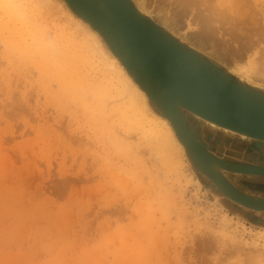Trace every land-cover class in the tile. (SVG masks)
I'll return each instance as SVG.
<instances>
[{"label": "bare ground", "instance_id": "6f19581e", "mask_svg": "<svg viewBox=\"0 0 264 264\" xmlns=\"http://www.w3.org/2000/svg\"><path fill=\"white\" fill-rule=\"evenodd\" d=\"M236 1L240 5L243 0H230V6L220 11L216 15L219 17L217 19L211 12H213L212 8L220 5L218 0H215V3H213L214 0H163L162 3L171 5V8L173 6L174 11L169 13L165 9H160L161 5H157L159 8L157 14H162L160 22L152 16V11H148L152 4L148 5L150 0H146V3L145 0H0V40L9 52L17 55L21 64L31 66L36 70L40 86L46 92L50 93L49 88L53 82L57 84L60 94L57 90L55 91L61 95L60 99L80 106L85 114L83 111H79V114L85 115L88 125L92 126L95 133L100 136L106 132L107 121L113 119L111 112L107 110V105H109L107 100L112 97L119 98L122 104L117 110L120 119L127 123L126 126L141 130L144 138L149 142L146 144L152 145L154 155L151 157L155 156L154 161L156 160L162 167L167 168L168 172H166L173 176L175 184L179 185L178 188H181L182 167L189 165L195 175L191 178L196 186H202L214 197L221 207L223 219L218 224V228L210 227L211 224H207V227L202 223L206 231L209 228V234L207 232L203 239L198 240L199 244L196 242L198 250L196 248L195 250L198 252L194 249L185 251L188 254L201 253L202 264H221L229 260H235V264H264V220L260 217L264 216V186L262 184L264 183V137L259 136V133H264V119L259 121V117L256 116L258 114L250 108L264 103V87L251 83V79L254 78L252 76L264 79V51L260 50L255 60L250 59L251 55L248 51L251 47L248 43L253 38L250 37L252 30H246L247 28L244 29L247 33H244L243 38L240 35L235 37V40L239 42L238 47L233 42L234 31H231L230 39H225L227 33L224 31V24L229 20L227 12L235 9ZM199 4H205L206 7L193 14V22L197 21V25H200L194 37L198 43L206 42L212 47L216 43L218 45L217 54L221 57L225 55L236 59L233 63L235 62L238 66L241 64V67L228 66L223 61L214 60L200 47L188 44L182 37L183 35L173 31L178 28L180 20H184L183 25H186V28L191 26V19L188 17L194 7L197 8ZM244 5L245 3L242 7ZM248 9L244 6L243 13H247ZM238 11L234 10V13ZM55 12L63 13L68 22L62 17L66 23H59L53 19L56 17L52 16ZM248 13L246 19H249L247 15L249 16L251 11ZM239 14L238 12L236 15ZM252 16L253 14L250 17L251 21L254 18ZM233 19L236 25L243 26V20L236 17ZM248 19L247 21H250ZM263 34L264 29L261 36ZM217 54L216 57H219ZM173 57L191 64V70L199 80L212 81L214 79L217 82L221 80L220 82L230 87L233 92L242 95L243 102L248 106H244L242 101L239 105L240 108L245 109V111H237L238 116L241 115L243 118H240L244 120L240 124L244 127L258 129L259 133L252 134L244 129L227 126L185 107L181 98L194 105H197L198 98H193L192 103L186 96H177L179 90L168 85V81L178 82V77H182L188 85L193 84L189 78L183 75H177L175 78L165 70L170 66H164V61L171 62ZM240 70H244L243 73L246 75H243ZM54 88L56 87H52L53 91ZM55 94H53L54 99H56ZM90 97L92 99L88 101ZM55 101L57 103L60 100L57 98L53 100ZM15 108L9 109L13 111L11 113L13 115ZM218 109L222 110L221 103ZM69 113L71 116V112ZM17 114H20L19 111L15 115ZM75 114L79 115L77 112ZM214 114L218 119L228 120L222 112L215 111ZM75 121L77 122L76 119ZM190 122L195 126L192 127ZM196 129L200 137L195 135ZM115 143H117L115 149L126 156L130 152L133 153L132 151H137L132 149L133 146L130 148L131 146L121 145L122 142L119 140H115ZM139 156L142 157V154L137 157ZM137 157L131 158L136 164ZM161 166L159 167L162 168ZM154 174L151 176L154 181H157L155 180L157 174ZM139 182L137 180L135 183ZM156 183H153L156 184L154 187L156 191L149 196L148 200L151 203L144 205L147 212L140 216V222L117 233V240L121 246L115 253L117 260L122 255L125 260L129 259V264H164L162 263L164 260L160 257L164 254H162V247L164 248L166 241L164 244H158L162 238L159 236L161 238H156L159 240L156 245L151 243L159 234L157 230L160 226L163 227L159 221L170 223L168 222L171 219L170 213L176 217L175 219L179 217L178 221H181L182 216L187 215L188 212L183 208V203L179 201L182 198L180 194L182 190H175L176 193L180 192L177 194L174 192L177 195L175 199L171 190L160 182ZM140 184L138 188L143 186L141 182ZM162 192L164 194L160 195ZM167 200L170 204H167ZM176 200L177 204L182 206L181 209L178 207L181 217L177 215L178 212H173V209L177 208ZM154 211L158 212L159 219L153 216ZM231 216H235L238 220L235 224L241 226H244L242 222L246 220L259 223L257 228L260 233L257 239L260 238L262 242L261 245L252 244L255 245L252 254L246 248L242 250V247L247 244L239 240L243 246L239 245L235 239L236 230L234 233L228 232V228L231 227L230 222L233 221ZM184 219L187 218L184 217ZM175 221L172 223L174 224ZM178 221L175 225L179 223ZM181 222L182 225L185 223V221ZM173 224L172 228L176 227ZM163 228L161 235L166 233L167 228L164 232ZM210 228L212 232L217 228L215 232L218 231L216 234L220 235V231L221 237L214 239L216 234L212 233ZM210 235L214 238L211 239ZM108 241L111 243L112 238H108ZM193 255L188 258L194 257ZM196 258L197 261L199 260L197 264L201 262L198 256Z\"/></svg>", "mask_w": 264, "mask_h": 264}, {"label": "rangeland", "instance_id": "374dc122", "mask_svg": "<svg viewBox=\"0 0 264 264\" xmlns=\"http://www.w3.org/2000/svg\"><path fill=\"white\" fill-rule=\"evenodd\" d=\"M150 1L149 4V1L147 2L148 5L152 3L148 11H152V16L160 22L162 14H157L158 6L161 5L160 9H165L169 13L174 11L173 6L171 8V5L162 3L163 0H160L161 2L159 0ZM229 1L218 0L220 5L212 8L213 12L211 13L216 16L220 11L226 10L225 8L230 6ZM245 1L243 0L240 5L236 1L235 9L227 12L229 20L224 24V31L227 33L225 39H230L231 31H234L233 42L238 47L239 42L235 40L236 35L243 38L244 33H247L244 29L252 30L250 37L253 39L248 43L251 47L248 54L251 55V60H255L259 55L258 52L264 51V34L261 36L264 29V0ZM244 3L245 8L247 6L250 9L247 10V13L242 11ZM164 5L168 7L165 8ZM205 7V4H199L197 8L194 7L188 17L191 19L189 29L183 25L184 20H180L178 28L173 31L183 35L182 37L188 44L200 47L214 60L223 61L228 66L234 67L236 64L233 63V60L236 59L225 55L221 57L217 54L218 45L216 43L212 47L206 42L198 43L194 37V34L199 31L200 25H197V21L193 22V14ZM152 8L153 10H151ZM234 10H239L238 12L244 15L237 16L238 12L234 13ZM250 11L251 14L247 15L249 17L247 19L250 20L253 14V21H251L252 18L250 21L245 18ZM57 14L59 15L57 16ZM60 15L63 13L55 12L52 16H56L53 19L57 22L66 23L64 15ZM235 17L243 20V26H246L236 25V21L233 19ZM216 18L219 19L217 16ZM216 54L219 57H216ZM17 59V55L9 52L0 40V264H129V259L125 260L122 255L118 260L115 258V253L121 248L117 240V233L140 222V216L147 212L144 205L151 203L148 200L149 196L156 191L154 188L156 182H160L171 190L175 199H177L176 194L180 193L178 191L182 190L180 193L182 198L179 201L183 203V208L188 212L187 215L182 216L183 219L187 218L182 219V222L178 221L179 217L175 219L176 217L170 213L171 219L175 217L172 222L174 220L179 222L176 223L177 225H175L176 221L173 224L171 219L168 221L170 223L159 221L163 227L167 228L166 233H162V236L160 232L163 227H158L159 234L151 243L156 245V242L159 241L156 238L159 236L162 238H158H161L158 244H164L166 241L164 246L166 249L162 247L163 251L161 250L162 254L164 253L160 257L164 260L162 263L197 264L199 261L196 260L197 256L201 261L202 254H197L198 240L203 239L209 231V228L207 231L205 230L202 223L211 224L210 227H217L223 219V213L214 197L202 186H196L191 178L195 175L190 166L187 164L188 166L182 167L185 173L182 170L181 188H178L179 185L175 184L173 176L167 173V168L162 167L156 160L154 161L155 156L151 157L154 155L152 145L146 144L149 142L144 138L141 130L126 126L127 123L120 119L117 110L121 108L122 104L119 98L112 97L107 100V104L109 102L107 110L111 112L113 119H109L106 127L104 126L106 128L104 135L107 136L105 139L104 135L100 136L95 133L92 126L88 125L85 115L82 116L84 110L80 106L60 99L61 95L57 94V91L59 92L57 84L53 82L49 88L50 93L46 92L40 86L36 70L31 66L21 64ZM240 65L237 64L235 67L239 68ZM30 71L32 72L30 73ZM240 71L243 73L244 70ZM243 75L246 74L243 73ZM252 77L254 78L251 79V83L264 87L263 78ZM52 87H56L54 91ZM53 94L56 95V99L60 100L59 102H53L56 100L53 98ZM91 99V97L88 98V101ZM115 101L117 105H115ZM13 107H16L14 115L11 114L13 111L9 110ZM17 111L20 114L15 115ZM79 111H83V113L80 115ZM69 112H71V116ZM76 112L79 115L75 114ZM77 118H83V120L80 121ZM190 123L192 127L195 126L192 122ZM197 131L196 129L195 135L200 137ZM115 140L121 141V145L131 146L130 148L133 146L132 149L137 151L130 152L128 156L123 152H118L115 149V144H117ZM108 141L109 144H107ZM140 154L142 157H137ZM132 157L138 158L137 164L132 161ZM143 161L149 164L147 165ZM149 165L153 170H150ZM153 174H157L155 177L157 181H154L151 176ZM183 176L187 178L185 179ZM137 180L143 186L138 188V185L141 184L140 182L136 184ZM262 184L264 186V183ZM175 190H178L177 193ZM162 194L164 193L162 192L160 195ZM175 202L177 208L174 207L173 212H178L177 215L180 216L178 210L180 205L177 204V200ZM170 210L172 211V209ZM154 215L155 219H159L158 212L154 211ZM189 215L191 216L189 217ZM260 217L264 220V216ZM231 218L233 221L230 222L231 227L228 228V232L234 233L236 230L235 239L239 245H242L239 240L243 244H247L241 249L246 248L252 254L256 243L261 245L262 242L260 238L257 239L260 233L257 228L259 223L246 220L242 222L244 226H241L235 224V221L238 222L235 216H231ZM184 221L183 225L180 224ZM172 224L176 227L172 228ZM165 228H163V232ZM215 230L212 232L210 228L212 233H218ZM219 233L220 235L214 236L216 238L210 235L211 239L221 237V232L219 231ZM108 238H112L111 243ZM188 249H190L189 251L194 249L197 252L188 254ZM185 251L187 252L185 253ZM93 254L95 255L93 256ZM195 254H197L196 257ZM190 255H193L195 259L192 256V258H188ZM202 261L199 263L202 264ZM221 264H235V260Z\"/></svg>", "mask_w": 264, "mask_h": 264}, {"label": "water", "instance_id": "95a60500", "mask_svg": "<svg viewBox=\"0 0 264 264\" xmlns=\"http://www.w3.org/2000/svg\"><path fill=\"white\" fill-rule=\"evenodd\" d=\"M111 5V4H110ZM91 12V10L89 9ZM175 53V52H174ZM204 61V60H203ZM206 63V61H204ZM208 64V62L206 63ZM164 66H170L169 69H165L167 72L171 73L173 77H177V75H183V77H187L192 81V85H188L187 81L182 80V77H178V82L175 81H168V85L170 87H174L179 90V93L177 96H186L192 103L193 98H198V103H195L197 105L191 104L190 102L185 101L183 98L182 102L185 107L191 108L192 110H195L196 112L202 114L203 116H206L208 118H211L213 120H218L219 122L233 127L237 129H244L246 132H250L252 134H258L259 130L255 128L250 127H244L240 124V122H244L242 119L243 117L240 115L237 111H245V109H242L239 107L241 101L242 104L244 103V97L242 95H239L238 93H235L231 90L230 87H228L225 84H222L220 81H208V80H199L198 76L193 73L191 70V64L175 59L173 57V60L171 62L164 61ZM230 82V80L228 79ZM196 91V92H195ZM220 103L222 105V110H219L218 107L220 106ZM244 106H248L246 103L243 104ZM259 105V104H258ZM250 107V106H249ZM257 107V108H254ZM250 107L253 108L255 114H258L256 116L260 119H264V103H261L260 106H254ZM178 111V109L176 108ZM219 111L222 112V114L227 118L228 120H221L218 119L214 112ZM177 116H179V113H177ZM242 117V118H240ZM180 120V118H179ZM234 122H231V121ZM257 121V122H259ZM264 133H259V136H263Z\"/></svg>", "mask_w": 264, "mask_h": 264}]
</instances>
